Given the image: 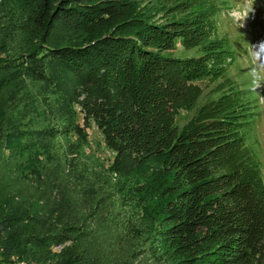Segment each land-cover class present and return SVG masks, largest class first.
<instances>
[{
  "label": "trees",
  "instance_id": "1",
  "mask_svg": "<svg viewBox=\"0 0 264 264\" xmlns=\"http://www.w3.org/2000/svg\"><path fill=\"white\" fill-rule=\"evenodd\" d=\"M225 3L0 4V264H149L159 250L172 264H264L260 107L226 71ZM58 72L73 84L61 100ZM92 123L107 166L86 155ZM117 197L125 235L106 241L86 222Z\"/></svg>",
  "mask_w": 264,
  "mask_h": 264
},
{
  "label": "rangeland",
  "instance_id": "2",
  "mask_svg": "<svg viewBox=\"0 0 264 264\" xmlns=\"http://www.w3.org/2000/svg\"><path fill=\"white\" fill-rule=\"evenodd\" d=\"M11 0H0V4L7 5ZM152 1V0H151ZM162 1V0H159ZM13 2V0H12ZM139 2L145 7L148 6L149 0H139ZM237 0H226L224 5H221L219 12L216 16V23L219 27V31L222 34H227L230 36V39L234 41L235 46L237 47V58L243 54V49L247 48L248 43H256L257 41L264 39V0H255L256 12L254 16H250L245 22V27L237 29L232 26L228 17V9L233 6ZM154 3V2H153ZM13 4V3H12ZM172 3H166V6H170ZM201 3L195 5L196 8H200ZM150 5V4H149ZM224 13L221 15V13ZM164 13L161 12L160 16H163ZM195 50H186L182 48L181 44H178L176 53L182 56H191L196 54ZM58 74V84L56 85L55 90H51L54 97L61 100L62 97L68 95L70 88L73 86L72 81L70 80V75L68 73H57ZM241 78V77H240ZM200 84L205 86L206 81H201ZM261 95H264V88L258 89ZM191 112L181 111L177 117V123L183 125L191 117ZM256 131L261 143L260 152L262 161L264 164V111L260 109V115L256 123ZM84 149L86 155H89L91 158H95L99 164L109 165L114 157V152L107 147L105 144L104 137L101 131L98 129L96 124L92 123V126L88 130V137L84 144ZM94 162V161H93ZM95 163V162H94ZM86 165V164H85ZM82 167V165H81ZM87 167V166H86ZM88 169V167H87ZM82 170L84 171L83 167ZM83 178V176H81ZM80 178V179H81ZM22 188H29L28 183L21 182ZM32 183L29 184L31 186ZM30 191V189H28ZM129 201L117 197L115 200H111L109 204H106L104 208H101L103 202L93 205L91 215L87 219V225H92L93 228H98L100 231L102 228H107V235L109 238L106 241H110L113 237H118L115 239V242H120L125 232L124 221L122 218H119L116 221V217L122 213L129 212L130 205ZM96 217H99L100 224L97 222ZM102 220V221H101ZM121 222V223H120ZM97 225V226H96ZM112 247L115 245L112 244ZM146 261L147 263L154 264H172L173 258L172 255L166 254L165 252H159L156 255H145L141 256L139 261Z\"/></svg>",
  "mask_w": 264,
  "mask_h": 264
},
{
  "label": "clouds",
  "instance_id": "3",
  "mask_svg": "<svg viewBox=\"0 0 264 264\" xmlns=\"http://www.w3.org/2000/svg\"><path fill=\"white\" fill-rule=\"evenodd\" d=\"M227 11L232 26L243 28L247 19L255 15V0H237ZM225 67L230 75L243 76L245 90L257 99L260 109L264 111V95L258 92V89L264 88V39L254 44L248 43L236 61L231 57L226 59Z\"/></svg>",
  "mask_w": 264,
  "mask_h": 264
},
{
  "label": "built area",
  "instance_id": "4",
  "mask_svg": "<svg viewBox=\"0 0 264 264\" xmlns=\"http://www.w3.org/2000/svg\"><path fill=\"white\" fill-rule=\"evenodd\" d=\"M12 264H23L20 259H15V261Z\"/></svg>",
  "mask_w": 264,
  "mask_h": 264
},
{
  "label": "bare ground",
  "instance_id": "5",
  "mask_svg": "<svg viewBox=\"0 0 264 264\" xmlns=\"http://www.w3.org/2000/svg\"><path fill=\"white\" fill-rule=\"evenodd\" d=\"M23 264H27L25 261L21 260Z\"/></svg>",
  "mask_w": 264,
  "mask_h": 264
}]
</instances>
